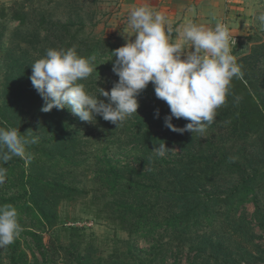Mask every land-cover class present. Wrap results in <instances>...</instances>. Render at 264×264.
I'll return each mask as SVG.
<instances>
[{
  "label": "rangeland",
  "instance_id": "374dc122",
  "mask_svg": "<svg viewBox=\"0 0 264 264\" xmlns=\"http://www.w3.org/2000/svg\"><path fill=\"white\" fill-rule=\"evenodd\" d=\"M251 1L257 2V7L243 35H231V48L241 70L252 75L249 81L255 88L246 80L244 83L264 109V24L258 20L264 14V0ZM157 2L0 0V127L17 128L22 135L29 131L39 137L38 143L28 147L30 158L13 156L5 165L7 177L0 185V204L9 203L17 209L22 232L13 244L0 249V264H225L228 260L237 264H264V194L259 197L262 207L258 212L255 201L248 200L252 193L244 197L238 209L227 204L229 219L200 233L199 238L185 240L170 231H159L150 239H140L95 218L90 209V200L95 196L96 174L92 168L106 164L97 162L95 155L98 147L108 146L110 132L94 129V123L81 121L67 108L41 111L44 100L30 80L32 63L43 58L49 48L74 47L78 53L97 47L93 63L106 67L113 59V66L115 58L110 50L126 43L122 33L133 6L147 4L163 12L174 29L179 26ZM18 16L23 19H17ZM118 79L112 70L97 83L84 85L96 95L99 87L110 91ZM231 89L235 90L234 81ZM146 90L150 92L148 96H154L150 83ZM145 96L140 94L138 100ZM146 108L145 112L150 111V105ZM137 114L143 115L144 111L138 109ZM137 114L128 118L134 119ZM219 135L220 127L214 122L202 136L204 140H217ZM78 140L84 143L77 145ZM144 143L137 141L135 145L141 147ZM41 150L42 153H36ZM113 151L111 159L121 160L122 164L133 154L132 150ZM134 152L139 153L135 149ZM177 153L175 147L166 155ZM52 156L56 159L52 160ZM133 166L138 167V163ZM54 181L84 187L86 193L68 200L65 196L72 193L57 188ZM47 184L50 190L45 189ZM236 184V180L222 181L226 193L221 191L217 197L234 195L235 199L242 195L239 191L230 192ZM53 195L62 199L58 202L52 199ZM43 209L47 218L41 213ZM202 237L207 239H203L205 246L200 247V252L192 247L198 246Z\"/></svg>",
  "mask_w": 264,
  "mask_h": 264
},
{
  "label": "trees",
  "instance_id": "16d2710c",
  "mask_svg": "<svg viewBox=\"0 0 264 264\" xmlns=\"http://www.w3.org/2000/svg\"><path fill=\"white\" fill-rule=\"evenodd\" d=\"M17 19L23 18L18 16ZM97 51L98 48L95 47L78 54L87 58L96 55ZM102 55L98 54V57ZM112 70L111 60L106 67L93 63L91 76L80 83H97ZM242 72V78L231 81V85L234 81L235 90L230 89L231 94L226 103L216 110L214 122L220 127L217 140H204L201 134L194 135L191 131L179 133L167 128L165 117L170 115V109L156 97L154 87L153 97L148 96V90L141 93L142 96L147 95L140 97L139 101L138 109H142L144 114H137L134 119L127 118L119 128L97 116L94 129L108 130L110 136L108 146L98 147L95 155L97 162L106 164L92 168L96 174L93 177L95 196L90 200V209L95 212V218L140 239H150L159 231H170L187 240L199 238L200 233L209 228L214 229L222 221L229 219L225 206L233 205L238 209L244 202V197L251 193L252 197H248V200L255 201L258 212L262 207L259 197L264 194V109L257 103L256 95L248 89V84L244 83L245 80L250 83L252 75L246 70ZM88 79L89 82H86ZM150 85L153 86L151 83ZM249 86L255 88L253 83ZM236 97H240L238 103ZM149 105L150 111L145 112ZM157 109L160 114L158 117ZM189 122L184 118L172 120L178 128L185 127ZM142 140L145 143L141 147L135 145ZM83 143L80 140L77 145ZM160 143H165L169 149L177 147L179 153L175 156H155L152 150ZM116 149L120 152L133 151L126 158V164H122L121 160L111 159L113 150ZM134 149L139 153L136 154ZM36 153H42V150ZM55 159L52 156V160ZM135 163H138V167L133 166ZM235 180L237 184L230 188V192L239 191L242 195L235 199H232L234 195L218 198L221 191L226 193V188L222 190V181ZM53 184L72 193L73 197L65 196L68 200L86 193L84 187L74 184L71 186L70 183L55 181ZM45 189L50 190L48 184ZM52 199L59 202L62 197L53 195ZM41 213L45 218L48 217L44 209ZM203 239L207 237H202L197 242L198 246L192 248L201 252L200 247L205 246ZM225 264L237 263L228 260Z\"/></svg>",
  "mask_w": 264,
  "mask_h": 264
},
{
  "label": "clouds",
  "instance_id": "9594fccd",
  "mask_svg": "<svg viewBox=\"0 0 264 264\" xmlns=\"http://www.w3.org/2000/svg\"><path fill=\"white\" fill-rule=\"evenodd\" d=\"M258 20L264 24V14ZM122 34L126 43L112 50L113 72L119 79L110 91L99 87L94 95L80 83L91 76L96 58L80 56L74 47L49 48L32 63L30 80L44 100L41 111L67 108L81 121L95 123L100 116L119 128L137 114L138 97L151 83L156 97L170 109L165 126L174 132L203 135L231 94V81L243 77L232 54L228 28L219 22L214 28L189 22L174 29L163 12L142 4L132 7ZM235 99L238 103L240 97ZM173 118L190 122L178 128ZM38 141L29 131L22 135L17 128L0 127V185L6 182L5 165L13 156L30 158L28 147ZM170 150L160 143L152 152L164 157ZM21 232L17 209L0 204V249L13 244Z\"/></svg>",
  "mask_w": 264,
  "mask_h": 264
},
{
  "label": "crops",
  "instance_id": "0c3cea01",
  "mask_svg": "<svg viewBox=\"0 0 264 264\" xmlns=\"http://www.w3.org/2000/svg\"><path fill=\"white\" fill-rule=\"evenodd\" d=\"M163 11L180 25L196 23L214 28L224 24L230 35H243L246 23L257 7L251 0H159ZM238 25L240 29H238Z\"/></svg>",
  "mask_w": 264,
  "mask_h": 264
}]
</instances>
